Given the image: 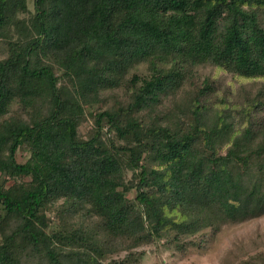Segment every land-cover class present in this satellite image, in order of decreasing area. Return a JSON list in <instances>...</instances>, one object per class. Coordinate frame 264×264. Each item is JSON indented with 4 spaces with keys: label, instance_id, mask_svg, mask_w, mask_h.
Masks as SVG:
<instances>
[{
    "label": "trees",
    "instance_id": "16d2710c",
    "mask_svg": "<svg viewBox=\"0 0 264 264\" xmlns=\"http://www.w3.org/2000/svg\"><path fill=\"white\" fill-rule=\"evenodd\" d=\"M32 5L0 0V264L186 258L264 216V0Z\"/></svg>",
    "mask_w": 264,
    "mask_h": 264
},
{
    "label": "rangeland",
    "instance_id": "374dc122",
    "mask_svg": "<svg viewBox=\"0 0 264 264\" xmlns=\"http://www.w3.org/2000/svg\"><path fill=\"white\" fill-rule=\"evenodd\" d=\"M28 9L33 10L32 0H28ZM136 71L144 70L139 67ZM214 74L210 68L200 69L197 72L198 80L204 77H211ZM223 82H230L231 76L219 74L217 75ZM238 84L235 85V89ZM260 236V239L256 237ZM263 240V241H261ZM253 241L264 243V216L247 221L237 225L223 226L216 237L210 241L207 248L202 251H193L186 258H181L178 255L172 254L165 249L161 243L145 248V254L141 258L140 264H231L229 252L239 244L247 246V250H252L251 253L262 251V243L258 249L255 250Z\"/></svg>",
    "mask_w": 264,
    "mask_h": 264
}]
</instances>
